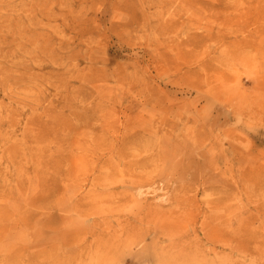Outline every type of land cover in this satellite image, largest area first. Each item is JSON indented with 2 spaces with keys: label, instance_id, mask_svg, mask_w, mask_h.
Instances as JSON below:
<instances>
[{
  "label": "rangeland",
  "instance_id": "374dc122",
  "mask_svg": "<svg viewBox=\"0 0 264 264\" xmlns=\"http://www.w3.org/2000/svg\"><path fill=\"white\" fill-rule=\"evenodd\" d=\"M255 4L0 0V238L16 233L15 264H81L86 246L89 264H135L143 244L139 264H181L154 225L183 228L193 258L217 217L248 249L264 239Z\"/></svg>",
  "mask_w": 264,
  "mask_h": 264
},
{
  "label": "bare ground",
  "instance_id": "6f19581e",
  "mask_svg": "<svg viewBox=\"0 0 264 264\" xmlns=\"http://www.w3.org/2000/svg\"><path fill=\"white\" fill-rule=\"evenodd\" d=\"M263 0H256L255 6V19H256V35H257V47L262 44V40L264 39V23L261 22V18H264V4L262 3ZM264 68V67H261ZM264 71L258 70L256 74V81L259 83V80L263 76ZM261 81V80H260ZM257 85V83H256ZM259 92H261L264 89L263 84H258L256 87ZM219 115L214 116L215 119L219 120ZM148 207L147 211L148 213H154L155 210L148 206V205H141L140 206V213L145 212L146 208ZM140 213L135 214V218L140 215ZM264 213V212H263ZM262 214V213H260ZM8 216H1L0 219V228L4 225H6V219ZM3 220V222L1 221ZM217 223H212L213 226H210L208 223H202V227L199 231L197 229L194 230L195 236L200 239L201 241H205L212 243V246L210 248L204 247V251L199 246H196L195 250L196 253L193 258H188V253L185 245V242L183 241L182 237L178 234V232L184 231L183 228L180 226H177L176 224H162V225H154L152 228L153 232L155 234L158 233V235L165 236L167 235L170 239V243L168 246H164V251L166 253H170L171 255L177 256V258H182L183 261L181 264H184L185 262L187 264H228V261L230 259H234V257L237 255L238 251H249L251 254L255 253L256 257H262L264 255V250H262V244L264 242V239H260V236L256 234L255 238H253L254 247L251 249H248V243L250 241L245 242L244 238L241 236V238L237 239L235 236L231 237H225L223 236V229L221 228V222L223 221V217H217L215 218ZM9 221V220H8ZM102 227V226H101ZM199 232H201L202 236L199 235ZM16 233H12L10 229L4 232L2 237L0 238V264H15V257L17 258L20 255L16 256L17 252V246L14 241ZM174 238V239H173ZM143 242H145L144 239H141L139 242V245H141ZM104 245H103V244ZM98 248L104 247L105 249L109 250L110 244L109 240H105L102 242V239L100 238L99 241H97ZM157 245V244H155ZM220 245V247H219ZM28 243H24L22 246L19 245V250L22 252L25 250L24 248L28 247ZM100 249V248H99ZM153 249H155V246H151V250H147L146 244L142 245V252L137 254V258H132V261L135 264L143 263V260L147 259L151 254L153 253ZM226 249H229V255L223 256V258L216 260H210L208 256L213 253L215 254V258H218V253L220 250L224 251ZM84 254L79 260L81 264H89L87 261L94 262V258H89V253L92 251V246H86L83 247ZM103 256H100L101 260L108 259V253H105V251L102 252ZM157 254V252L155 253ZM106 256V257H105ZM257 259V258H256ZM94 264V263H92ZM177 264V263H176Z\"/></svg>",
  "mask_w": 264,
  "mask_h": 264
}]
</instances>
